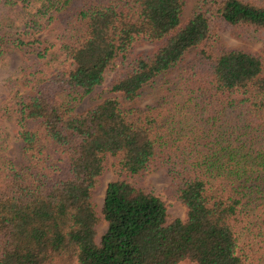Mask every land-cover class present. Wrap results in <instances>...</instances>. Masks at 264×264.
Segmentation results:
<instances>
[{
  "label": "trees",
  "instance_id": "1",
  "mask_svg": "<svg viewBox=\"0 0 264 264\" xmlns=\"http://www.w3.org/2000/svg\"><path fill=\"white\" fill-rule=\"evenodd\" d=\"M185 4L0 0V60L46 57L50 27L70 63L28 71L15 97L23 159L0 145V264H264V53L220 34L264 42V2L198 0L184 19ZM108 76L111 96L78 113ZM160 167L185 206L170 223L141 185Z\"/></svg>",
  "mask_w": 264,
  "mask_h": 264
},
{
  "label": "rangeland",
  "instance_id": "2",
  "mask_svg": "<svg viewBox=\"0 0 264 264\" xmlns=\"http://www.w3.org/2000/svg\"><path fill=\"white\" fill-rule=\"evenodd\" d=\"M264 2V0H260ZM198 0H186L183 18L189 17ZM224 44L228 47H239L264 53V42L255 33H238L232 29H224L220 32ZM39 37L44 41L43 47H48L46 57L39 59L35 55L26 56L22 50L13 49L0 60V145L2 153L19 162L22 161V145L14 138L15 134V97L20 94H27L30 91L31 83L28 80V71L36 72L37 76L44 77L51 71L70 66L69 60L59 48L56 32L49 28L39 33ZM154 48L153 44L140 42L135 52L145 53ZM28 57V58H27ZM113 76H108L104 83L97 86L78 105L76 111L82 113L88 108L95 106L105 98L111 96L106 89ZM150 102L147 98L140 103L145 105ZM117 176L112 169H109L103 176L101 184L96 191L98 206L101 207L108 183ZM141 185L146 190H152L166 204L167 222L170 223L176 218L185 217V206L176 196V185L168 175L167 169L160 167L151 169L141 181ZM264 213V207H263ZM108 227V223L103 221L98 229V235H103ZM178 264H194L185 259Z\"/></svg>",
  "mask_w": 264,
  "mask_h": 264
}]
</instances>
